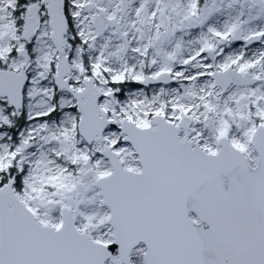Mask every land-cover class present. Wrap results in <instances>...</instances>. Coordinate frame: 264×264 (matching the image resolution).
Segmentation results:
<instances>
[{"label":"snow or ice","instance_id":"snow-or-ice-1","mask_svg":"<svg viewBox=\"0 0 264 264\" xmlns=\"http://www.w3.org/2000/svg\"><path fill=\"white\" fill-rule=\"evenodd\" d=\"M0 264H264V0H0Z\"/></svg>","mask_w":264,"mask_h":264}]
</instances>
